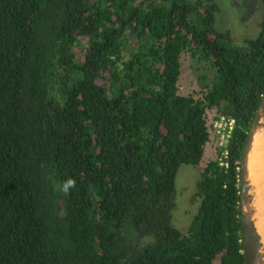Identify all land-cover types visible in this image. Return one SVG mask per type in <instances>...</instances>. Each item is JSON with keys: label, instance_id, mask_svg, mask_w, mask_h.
I'll use <instances>...</instances> for the list:
<instances>
[{"label": "trees", "instance_id": "obj_1", "mask_svg": "<svg viewBox=\"0 0 264 264\" xmlns=\"http://www.w3.org/2000/svg\"><path fill=\"white\" fill-rule=\"evenodd\" d=\"M260 1L257 34L235 41L214 26L215 0H0V264H243L237 166L264 91ZM183 52L212 71L198 91L178 90ZM209 111L233 124L182 232L174 175L200 161Z\"/></svg>", "mask_w": 264, "mask_h": 264}, {"label": "rangeland", "instance_id": "obj_2", "mask_svg": "<svg viewBox=\"0 0 264 264\" xmlns=\"http://www.w3.org/2000/svg\"><path fill=\"white\" fill-rule=\"evenodd\" d=\"M218 6L215 12L214 26L218 29H228L235 41L257 34V22L262 15L260 0H215ZM84 42H80V46ZM78 47V45H77ZM180 72L177 85L181 93L198 91L203 81L208 82L211 69L206 62L195 60L188 53L179 56ZM208 112L210 123V139L204 146V152L197 164L180 163L174 175L173 206L170 210V223L181 230L185 228L195 211L197 199L191 200L190 195L195 189L199 169L206 158L214 155V146H219V139L213 127V115Z\"/></svg>", "mask_w": 264, "mask_h": 264}, {"label": "water", "instance_id": "obj_3", "mask_svg": "<svg viewBox=\"0 0 264 264\" xmlns=\"http://www.w3.org/2000/svg\"><path fill=\"white\" fill-rule=\"evenodd\" d=\"M254 138L264 148V91L245 131L238 160V207L243 264H264V243L256 225L255 188L251 182L248 158Z\"/></svg>", "mask_w": 264, "mask_h": 264}, {"label": "bare ground", "instance_id": "obj_4", "mask_svg": "<svg viewBox=\"0 0 264 264\" xmlns=\"http://www.w3.org/2000/svg\"><path fill=\"white\" fill-rule=\"evenodd\" d=\"M248 169L255 188L256 225L264 243V148L259 138L253 140L248 158Z\"/></svg>", "mask_w": 264, "mask_h": 264}, {"label": "built area", "instance_id": "obj_5", "mask_svg": "<svg viewBox=\"0 0 264 264\" xmlns=\"http://www.w3.org/2000/svg\"><path fill=\"white\" fill-rule=\"evenodd\" d=\"M232 124V118H225L222 115L213 120V127H215V131L219 139V145H223L227 140Z\"/></svg>", "mask_w": 264, "mask_h": 264}, {"label": "clouds", "instance_id": "obj_6", "mask_svg": "<svg viewBox=\"0 0 264 264\" xmlns=\"http://www.w3.org/2000/svg\"><path fill=\"white\" fill-rule=\"evenodd\" d=\"M76 186V181L74 179L69 178L66 180L61 187V191L68 195L70 193V190Z\"/></svg>", "mask_w": 264, "mask_h": 264}]
</instances>
